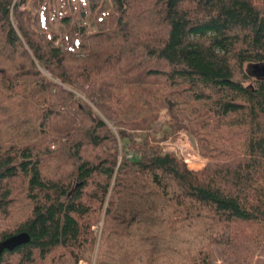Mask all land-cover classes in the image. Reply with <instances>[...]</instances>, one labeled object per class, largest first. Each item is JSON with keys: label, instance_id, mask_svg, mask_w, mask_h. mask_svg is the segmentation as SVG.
<instances>
[{"label": "trees", "instance_id": "16d2710c", "mask_svg": "<svg viewBox=\"0 0 264 264\" xmlns=\"http://www.w3.org/2000/svg\"><path fill=\"white\" fill-rule=\"evenodd\" d=\"M27 1L0 0V241L31 239L0 264H264V0Z\"/></svg>", "mask_w": 264, "mask_h": 264}, {"label": "rangeland", "instance_id": "374dc122", "mask_svg": "<svg viewBox=\"0 0 264 264\" xmlns=\"http://www.w3.org/2000/svg\"><path fill=\"white\" fill-rule=\"evenodd\" d=\"M34 1H35V0H28L27 3H21V4H20V9H21V10H25V9H29V8L32 9V8H33V3H34ZM57 1H58V3H57V10H58V12H59V15H60V14H65V13H67V12H66V9H65V8H66V7H65V5H66V1H65V0H57ZM35 10H37V9L35 8ZM88 17H89V14H87V15H86V18L83 20L82 18L80 19V16H77L76 19H75L74 21H75V23H76V22L79 23V24L81 23L80 25H82V26H86L87 33H93V32H95V31L97 30V26L94 24V22L92 21V19H89ZM78 21H79V22H78ZM58 43H59V42H58ZM169 119H170V114H169L168 110H167L165 107H162V108L160 109V114H159V117H158L157 123L160 124L161 121H162V123H163V122H165V121H167V120H169ZM162 123H161V124H162ZM179 131H184V132H186V133L189 135V137H190V139H191L193 145H194V146L196 147V149H198V151H199V145H198L197 141L195 140V138L193 137V135L190 133V131H189L187 128H182V129L176 131L175 133H177V132H179ZM175 133H173L172 135H174ZM172 135H171V136H172ZM169 137H170V136H169ZM169 137H168V138H169ZM166 140H167V139H166ZM166 140L162 141L161 145H163V143H164ZM193 159H195V161H193V162L191 163V168H190V167H189V168H190V169H194V170H200V169L204 168V167L206 166L207 162L209 161L208 158H205V157H203V156L200 154V151H199V160L196 161L197 158H194V157H193ZM95 230H96L97 233H99V232H100V227L96 226V227H95ZM81 264H87V263L81 262Z\"/></svg>", "mask_w": 264, "mask_h": 264}, {"label": "built area", "instance_id": "2783aa9c", "mask_svg": "<svg viewBox=\"0 0 264 264\" xmlns=\"http://www.w3.org/2000/svg\"><path fill=\"white\" fill-rule=\"evenodd\" d=\"M81 19V18H80ZM79 22V21H78ZM162 121L160 122V124ZM163 150L175 153L178 157L183 159L188 167L191 168V163L195 161L194 158L199 160V151L193 145L189 135L184 131H179L170 136L163 143Z\"/></svg>", "mask_w": 264, "mask_h": 264}, {"label": "water", "instance_id": "95a60500", "mask_svg": "<svg viewBox=\"0 0 264 264\" xmlns=\"http://www.w3.org/2000/svg\"><path fill=\"white\" fill-rule=\"evenodd\" d=\"M250 74L264 78V61L253 63L250 65ZM31 237L27 232H21L16 235H12L5 240L0 241V258L5 250L12 251L15 248L26 244L30 241Z\"/></svg>", "mask_w": 264, "mask_h": 264}]
</instances>
